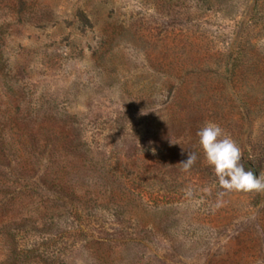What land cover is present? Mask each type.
<instances>
[{
  "label": "rangeland",
  "instance_id": "rangeland-1",
  "mask_svg": "<svg viewBox=\"0 0 264 264\" xmlns=\"http://www.w3.org/2000/svg\"><path fill=\"white\" fill-rule=\"evenodd\" d=\"M0 54L42 121L5 133L11 264H264V192L197 136L264 175V0H0Z\"/></svg>",
  "mask_w": 264,
  "mask_h": 264
},
{
  "label": "trees",
  "instance_id": "trees-1",
  "mask_svg": "<svg viewBox=\"0 0 264 264\" xmlns=\"http://www.w3.org/2000/svg\"><path fill=\"white\" fill-rule=\"evenodd\" d=\"M18 74L16 69L10 67L9 58L0 54V99H2L0 100V246L4 250L0 264L20 263L23 258L13 233L17 221L9 219L6 215L12 197L10 196L12 183L6 172L8 167L5 158L9 141L6 140L5 133L11 127L25 128V124L29 126L42 124L39 110L30 107L29 101L24 97L23 86L15 80Z\"/></svg>",
  "mask_w": 264,
  "mask_h": 264
},
{
  "label": "clouds",
  "instance_id": "clouds-1",
  "mask_svg": "<svg viewBox=\"0 0 264 264\" xmlns=\"http://www.w3.org/2000/svg\"><path fill=\"white\" fill-rule=\"evenodd\" d=\"M198 143L207 164L214 170L220 188L219 195L228 192H264V175L245 170L241 163V150L231 136L217 123L205 122L198 130ZM196 153H187L181 163L189 169L196 161ZM218 199L217 207L221 206Z\"/></svg>",
  "mask_w": 264,
  "mask_h": 264
}]
</instances>
